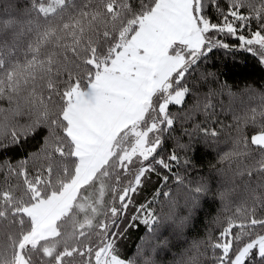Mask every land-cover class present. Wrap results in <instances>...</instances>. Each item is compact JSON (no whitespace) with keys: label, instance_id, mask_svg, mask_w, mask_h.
Listing matches in <instances>:
<instances>
[{"label":"snow or ice","instance_id":"1","mask_svg":"<svg viewBox=\"0 0 264 264\" xmlns=\"http://www.w3.org/2000/svg\"><path fill=\"white\" fill-rule=\"evenodd\" d=\"M222 36L264 64V0H8L0 9V102L9 106L0 107V152L43 139L24 160L0 163V264H137L120 245L141 213L143 224L160 227L147 206L128 210L157 165L172 170L160 154L165 134L191 121L187 142H178L185 152L222 138L213 99L226 86L199 93L189 83L202 58L231 47ZM250 95L261 104L228 106L234 123L224 126L230 147L221 159L238 163L230 177L221 171L216 194L224 200L229 182L243 177L244 198L209 244L211 264H264V92ZM129 165L132 178L104 204L106 179L118 183ZM185 191L186 214L172 219L178 234L211 188L189 181Z\"/></svg>","mask_w":264,"mask_h":264},{"label":"trees","instance_id":"2","mask_svg":"<svg viewBox=\"0 0 264 264\" xmlns=\"http://www.w3.org/2000/svg\"><path fill=\"white\" fill-rule=\"evenodd\" d=\"M228 2L229 0H222V7H226ZM6 3L8 0H0V9ZM211 15L215 20L218 14L213 10ZM220 38L231 47L229 49L216 48L207 57L202 58L195 66L196 71L189 78V83L194 85V90H198L199 93H207L210 89L219 91L221 85L226 86L224 91L213 99V103L218 105L217 115L213 119L218 123L212 126L221 129L222 138L219 143L208 145L200 143L194 151L185 152L178 146V142L180 144L187 142L184 129L188 128L191 121L183 124L177 121L174 125L176 130L165 134L160 154L171 164L172 170L169 171L157 165V171L151 173L148 181L138 187L136 193L132 195L133 202L128 210L129 213L135 214L133 209H138L140 205L147 206L148 211L157 218L160 227L154 231L156 225L149 227L143 224V216L147 213H141V220L136 226L127 230V235L120 245L123 258L135 260L137 264H143L145 257L154 260L155 264H193V262L194 264H211L213 257L209 244L218 238L220 231L227 226V220L233 216L236 207L244 198L243 177L229 182L227 186L233 188L234 191L224 200L216 194L221 189V171L223 170L225 177H230L238 163L221 159L230 147L228 129L224 126L230 128L234 123L233 112L228 109L230 104L237 111L245 105L257 107L261 104L260 97L251 96L250 90L264 92V64L259 63L251 54L239 49L235 37L222 36ZM205 74L211 75H207V79H202V75ZM229 92L235 95L229 96ZM191 102L192 97H186V104L190 105ZM20 103L23 105L22 99ZM220 104L224 107H219ZM0 107L8 108L9 106L6 102H0ZM178 109L179 106H170V111L174 113ZM15 119L19 123H25L28 117L21 115ZM195 120L202 123L205 118L202 114H198ZM251 134L254 132L250 131L249 135ZM42 139V136H37L19 148L0 152V163L10 161L16 164L24 160L30 153L38 150ZM173 153L179 156V162L168 160ZM185 159L191 161V167L183 163ZM244 163L247 161L245 160ZM129 170L127 174H124L122 169L118 170L121 175L118 183L114 178L106 179L104 204L115 203L113 198L120 194V187L126 186V182L132 178L134 166L130 165ZM178 177L182 178L185 183L181 184ZM3 180L4 174L0 173V182ZM199 180L208 182L211 193L202 198L199 209L192 216L183 233L178 234L172 226V219L176 215L186 214L185 185L189 181ZM113 188L116 190L113 191ZM94 196L98 197L99 192L95 191ZM82 218L83 214H81ZM99 219L102 217H97V220ZM121 226L123 227V224Z\"/></svg>","mask_w":264,"mask_h":264},{"label":"rangeland","instance_id":"3","mask_svg":"<svg viewBox=\"0 0 264 264\" xmlns=\"http://www.w3.org/2000/svg\"><path fill=\"white\" fill-rule=\"evenodd\" d=\"M129 166H130V165H129ZM129 171H130V170H129ZM106 181H107V180H106ZM106 181H105V182H106ZM128 181H129V180H128ZM128 181H127L126 183H128ZM114 187H115V186H114ZM104 195H106V194L104 193Z\"/></svg>","mask_w":264,"mask_h":264}]
</instances>
